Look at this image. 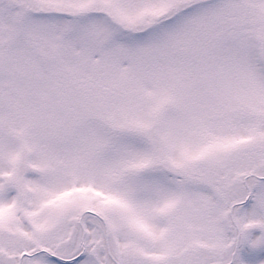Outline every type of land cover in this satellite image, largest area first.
Segmentation results:
<instances>
[{"label":"snow or ice","instance_id":"1","mask_svg":"<svg viewBox=\"0 0 264 264\" xmlns=\"http://www.w3.org/2000/svg\"><path fill=\"white\" fill-rule=\"evenodd\" d=\"M0 264H264V0H0Z\"/></svg>","mask_w":264,"mask_h":264}]
</instances>
